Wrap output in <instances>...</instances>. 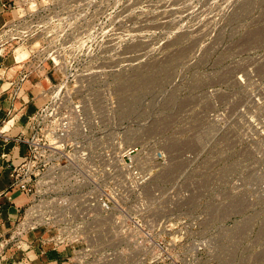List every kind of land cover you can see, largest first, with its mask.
Segmentation results:
<instances>
[{
    "label": "rangeland",
    "instance_id": "1",
    "mask_svg": "<svg viewBox=\"0 0 264 264\" xmlns=\"http://www.w3.org/2000/svg\"><path fill=\"white\" fill-rule=\"evenodd\" d=\"M2 2L3 40L43 89L150 170L140 192L123 170L113 264H264V0ZM38 233L28 258L62 264Z\"/></svg>",
    "mask_w": 264,
    "mask_h": 264
},
{
    "label": "built area",
    "instance_id": "2",
    "mask_svg": "<svg viewBox=\"0 0 264 264\" xmlns=\"http://www.w3.org/2000/svg\"><path fill=\"white\" fill-rule=\"evenodd\" d=\"M60 89L54 82L42 88L43 101L27 117L28 133L13 136L27 151L9 163V183L27 200L18 208L5 243L32 249L26 235L38 230V253L44 243L61 249L59 263L113 264L124 230L110 227L121 226L124 219L123 170L127 183L139 192L149 185L150 170L137 165L134 146L107 151L100 115L84 102H60Z\"/></svg>",
    "mask_w": 264,
    "mask_h": 264
},
{
    "label": "crops",
    "instance_id": "3",
    "mask_svg": "<svg viewBox=\"0 0 264 264\" xmlns=\"http://www.w3.org/2000/svg\"><path fill=\"white\" fill-rule=\"evenodd\" d=\"M13 16L0 0V264H41V258H28L31 249L24 250L5 243L10 227L16 220L18 208L27 197L10 186L9 163L16 162L27 151L23 142L13 136L28 133L27 117L43 101V69L33 68L23 59L24 54L3 40L5 26ZM25 72L23 79L19 75Z\"/></svg>",
    "mask_w": 264,
    "mask_h": 264
}]
</instances>
